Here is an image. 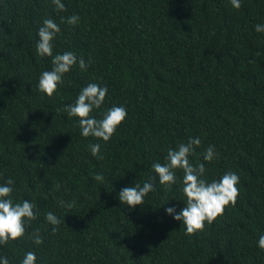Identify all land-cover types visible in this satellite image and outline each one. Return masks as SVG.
<instances>
[{"label":"trees","instance_id":"obj_1","mask_svg":"<svg viewBox=\"0 0 264 264\" xmlns=\"http://www.w3.org/2000/svg\"><path fill=\"white\" fill-rule=\"evenodd\" d=\"M0 0V183L14 180V202L32 201L23 237L0 245L10 264L34 251L37 264H264V0ZM78 14L76 24L67 18ZM46 18L60 27L53 54L83 58L51 96L37 89L51 57L36 52ZM88 83L107 85L99 113L127 116L108 142L82 137L76 118L58 111ZM199 136L192 162L205 177L239 176L235 204L193 234L164 208L184 206L178 185L151 169L169 148ZM100 143L101 159L89 143ZM214 146L216 157L203 161ZM101 173L103 182L92 175ZM178 178L182 172H177ZM153 179L134 211L121 188ZM74 202L72 209L59 201ZM61 219L57 231L47 212ZM39 229L40 244L31 239Z\"/></svg>","mask_w":264,"mask_h":264},{"label":"clouds","instance_id":"obj_2","mask_svg":"<svg viewBox=\"0 0 264 264\" xmlns=\"http://www.w3.org/2000/svg\"><path fill=\"white\" fill-rule=\"evenodd\" d=\"M241 2L242 0H230L231 6L235 9L241 7ZM53 3L57 9L61 11L65 9L62 0H53ZM79 19L78 14H73L67 18V23L76 24ZM254 28L256 32L264 33V24H256ZM59 32V25L51 18L44 19L37 32L39 39L36 43V52L40 56L51 57L52 65L50 70H44L39 75L37 89L49 97L57 91L59 85L63 84L64 75L72 66L78 63L81 70L87 69L86 61L82 57L78 59L72 51L53 54V41ZM107 94V85L88 83L80 89L71 104L63 105L58 111L64 112L69 118H76L82 137L91 136L108 142L118 126L126 119L127 109L123 105L114 104L102 110L99 113L100 118H97L93 113L102 108ZM200 145L199 136H190L186 143L180 142L175 148H169L163 162L154 161L151 164V169L160 185L179 186L184 206L179 210L175 206H168L164 211L175 221L181 222L186 234H193L203 229L205 222L211 224L223 214L225 206L230 203L235 204L238 196L239 176L234 171H227L219 179L209 181L205 177V163L200 161L194 163L190 160ZM87 147L93 157L102 158L100 143H89ZM215 157L214 146L210 145L204 150L203 161L211 162ZM178 171L182 172L179 178ZM92 179L98 182L104 181L101 173H94ZM14 183L12 178L0 183V245L2 246L9 240L23 237L26 226L36 218L34 211L36 205L32 201L24 199L14 202L12 196ZM154 190L155 184L152 178L144 180L143 183L136 180L132 185L119 190L118 199L122 205L129 207V211H134L135 207L142 205L148 194ZM59 203L65 209H72L74 206V202L63 199ZM44 218L52 225V232H56L61 219L51 211L47 212ZM30 235L35 244L42 242L39 229H34ZM257 245L260 249H264V233L259 235ZM0 264H10V261L0 254ZM20 264H37L36 253L26 251Z\"/></svg>","mask_w":264,"mask_h":264}]
</instances>
